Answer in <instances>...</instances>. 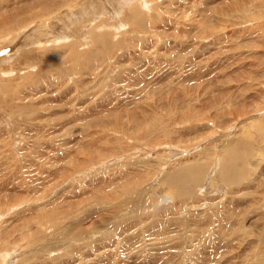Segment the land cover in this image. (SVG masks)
<instances>
[{"label": "rangeland", "instance_id": "374dc122", "mask_svg": "<svg viewBox=\"0 0 264 264\" xmlns=\"http://www.w3.org/2000/svg\"><path fill=\"white\" fill-rule=\"evenodd\" d=\"M7 47L0 264H264V0H0Z\"/></svg>", "mask_w": 264, "mask_h": 264}, {"label": "bare ground", "instance_id": "6f19581e", "mask_svg": "<svg viewBox=\"0 0 264 264\" xmlns=\"http://www.w3.org/2000/svg\"><path fill=\"white\" fill-rule=\"evenodd\" d=\"M13 39H11L10 41H12ZM41 41V40H40ZM38 42V41H37ZM10 44V43H9ZM12 49H14V48H11V47H7L6 48V50H1L0 51V57H2L3 56V58H6V57H8V58H10V57H12V56H14V55H18L17 53H16V51H17V48H15V50H12ZM232 149H235V151H238V149L237 148H232ZM232 153V152H231ZM237 154V153H236ZM235 154V155H236ZM234 155V154H233ZM239 156V155H238ZM235 160V159H234ZM231 165H232V167H235V165L234 164H232V162L230 163ZM234 165V166H233ZM230 168H231V166H230ZM188 169H190V168H187V169H182V172H186V173H188L187 171H188ZM204 168H201L200 170H203ZM233 169V168H232ZM235 170V168L233 169V171ZM185 173V174H186ZM200 173V172H199ZM233 173V172H232ZM236 173V172H235ZM189 174V173H188ZM187 177V176H186ZM198 177V176H197ZM172 179H174V178H172Z\"/></svg>", "mask_w": 264, "mask_h": 264}, {"label": "water", "instance_id": "95a60500", "mask_svg": "<svg viewBox=\"0 0 264 264\" xmlns=\"http://www.w3.org/2000/svg\"><path fill=\"white\" fill-rule=\"evenodd\" d=\"M1 51V50H0Z\"/></svg>", "mask_w": 264, "mask_h": 264}]
</instances>
